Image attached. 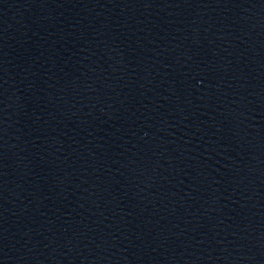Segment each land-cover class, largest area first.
I'll return each mask as SVG.
<instances>
[{
    "label": "water",
    "instance_id": "95a60500",
    "mask_svg": "<svg viewBox=\"0 0 264 264\" xmlns=\"http://www.w3.org/2000/svg\"><path fill=\"white\" fill-rule=\"evenodd\" d=\"M0 264H264V0H0Z\"/></svg>",
    "mask_w": 264,
    "mask_h": 264
}]
</instances>
